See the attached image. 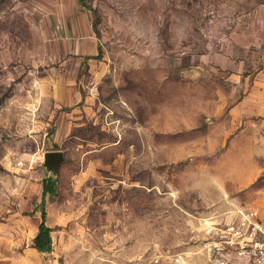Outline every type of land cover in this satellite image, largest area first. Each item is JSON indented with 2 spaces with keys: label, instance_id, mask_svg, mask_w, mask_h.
I'll list each match as a JSON object with an SVG mask.
<instances>
[{
  "label": "rangeland",
  "instance_id": "374dc122",
  "mask_svg": "<svg viewBox=\"0 0 264 264\" xmlns=\"http://www.w3.org/2000/svg\"><path fill=\"white\" fill-rule=\"evenodd\" d=\"M209 1L0 0V264H213L209 223L264 222V150L209 129L251 88L205 62Z\"/></svg>",
  "mask_w": 264,
  "mask_h": 264
},
{
  "label": "crops",
  "instance_id": "0c3cea01",
  "mask_svg": "<svg viewBox=\"0 0 264 264\" xmlns=\"http://www.w3.org/2000/svg\"><path fill=\"white\" fill-rule=\"evenodd\" d=\"M209 3L222 9L220 13L215 11L213 20L221 23L222 30L215 33V44L207 52L205 62L228 75L226 79L231 83L251 87L223 116L210 120L209 129L234 135L231 143L238 148L264 150V0ZM78 54L85 58L95 56L96 46L92 41L80 43Z\"/></svg>",
  "mask_w": 264,
  "mask_h": 264
},
{
  "label": "built area",
  "instance_id": "2783aa9c",
  "mask_svg": "<svg viewBox=\"0 0 264 264\" xmlns=\"http://www.w3.org/2000/svg\"><path fill=\"white\" fill-rule=\"evenodd\" d=\"M237 214L238 218L207 225L209 258L213 264H264L263 220L257 212Z\"/></svg>",
  "mask_w": 264,
  "mask_h": 264
},
{
  "label": "trees",
  "instance_id": "16d2710c",
  "mask_svg": "<svg viewBox=\"0 0 264 264\" xmlns=\"http://www.w3.org/2000/svg\"><path fill=\"white\" fill-rule=\"evenodd\" d=\"M81 1L84 2V0ZM56 195L57 180L49 176L44 180L40 201L36 203L34 212L30 214V216H33L35 213H41V223L39 225L38 234L34 239V248L40 254H52L54 251L52 229L47 225L46 222V197Z\"/></svg>",
  "mask_w": 264,
  "mask_h": 264
},
{
  "label": "water",
  "instance_id": "95a60500",
  "mask_svg": "<svg viewBox=\"0 0 264 264\" xmlns=\"http://www.w3.org/2000/svg\"><path fill=\"white\" fill-rule=\"evenodd\" d=\"M65 159L61 152H49L45 155L44 165L53 179L57 178L58 171Z\"/></svg>",
  "mask_w": 264,
  "mask_h": 264
}]
</instances>
